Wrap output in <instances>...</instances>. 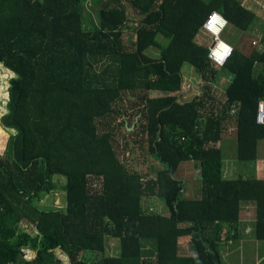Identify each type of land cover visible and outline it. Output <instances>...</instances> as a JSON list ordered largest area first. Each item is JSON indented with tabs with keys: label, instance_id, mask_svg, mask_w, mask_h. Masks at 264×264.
Here are the masks:
<instances>
[{
	"label": "trees",
	"instance_id": "1",
	"mask_svg": "<svg viewBox=\"0 0 264 264\" xmlns=\"http://www.w3.org/2000/svg\"><path fill=\"white\" fill-rule=\"evenodd\" d=\"M242 1L93 0L92 25L86 0H0V72L8 81L0 109L9 107L0 122L13 132L0 154V264H224L221 247L239 238L244 202H253L255 238L264 241V179L224 178L217 147L224 124L234 122L237 158L256 159L264 50H234L218 69L197 42L214 10L264 38ZM184 65L205 82L190 102L174 95ZM220 70L233 76L223 102L211 95ZM134 148L154 167L127 166L121 154L130 162ZM191 159L200 166L199 197L184 196L175 177ZM55 176L66 179V206L47 209L40 204L59 189ZM148 196L168 215L147 211ZM185 236L190 256L179 253Z\"/></svg>",
	"mask_w": 264,
	"mask_h": 264
},
{
	"label": "crops",
	"instance_id": "2",
	"mask_svg": "<svg viewBox=\"0 0 264 264\" xmlns=\"http://www.w3.org/2000/svg\"><path fill=\"white\" fill-rule=\"evenodd\" d=\"M90 6L93 5V0H86ZM205 2H210L211 0H204ZM243 5L248 10L252 11L260 20H262L264 24V0H243ZM97 6V5H96ZM99 7V6H97ZM218 11V10H217ZM261 22V23H262ZM231 27L234 32L238 33V29L233 25L229 24L228 27ZM227 27V28H228ZM226 28V29H227ZM264 28V25L261 27ZM226 31V30H225ZM240 32V30H239ZM204 31L201 30L198 37L197 42L200 44H204L205 46L210 47V39L207 40L206 36H204ZM225 33V32H224ZM223 33V34H224ZM243 34L241 39L245 43H249V40H246V33L240 32ZM224 39V38H223ZM226 40V39H225ZM233 47L234 50H237L242 55L248 57L254 50L257 52H262L264 50V38L263 34L258 33L256 36L252 38L250 41L251 49L245 51L240 49V44L232 43L231 41L226 40ZM234 42V41H233ZM241 48H243L241 46ZM155 50V49H154ZM159 56V52L157 50L154 51L150 57L157 58ZM191 66V65H190ZM190 69L187 65H184L181 71V88L174 95L177 97L179 102H190L197 97H201L204 93L205 87L200 88V83L203 82L201 76L196 72L195 68L191 66ZM198 77H197V76ZM13 76V75H12ZM11 76V77H12ZM15 76V75H14ZM9 77V86L10 79ZM232 75L226 73V71H221L218 75V79L215 83L211 84V95L218 102H223L225 97V91L227 86L230 84L232 80ZM197 79V80H196ZM216 83L220 84L221 93H219V87ZM9 86L8 88L9 91ZM151 95L159 96L162 95L160 92H151ZM6 107H8V101H6ZM9 111V107H8ZM6 111V113H8ZM5 113V114H6ZM4 114V115H5ZM3 115V116H4ZM2 116H0L1 119ZM1 123V122H0ZM1 129L4 131V135L0 137L6 138L5 142L2 143L1 149H5L6 142H8L10 136L6 134V131L10 129L4 128L2 124H0ZM131 128L130 130H132ZM236 125L234 122H229L224 124V129L221 135V140L217 143V147L221 150L222 153V175L224 178H235L236 176H254L257 179H264V140H260L257 143L256 147V159L253 162H245L237 158V142H236ZM13 134V132H11ZM11 134V135H12ZM4 143V144H3ZM2 152H0L1 154ZM152 176V174H150ZM175 177L182 181L183 183V195L186 197H199L201 196V175H200V166L198 162L194 159L182 161L176 171ZM154 202V206L150 205L151 210L156 209L163 215H168V212L164 209L163 202L154 196H148ZM255 206L253 202H244L241 206L239 212V222H238V239H229L225 243H223L221 247V257L223 258L224 264H264V241H258L255 238ZM116 249V245L112 247L114 251ZM117 250V249H116ZM179 253L183 256H190L193 254L191 249V237L185 236L179 239Z\"/></svg>",
	"mask_w": 264,
	"mask_h": 264
},
{
	"label": "rangeland",
	"instance_id": "3",
	"mask_svg": "<svg viewBox=\"0 0 264 264\" xmlns=\"http://www.w3.org/2000/svg\"><path fill=\"white\" fill-rule=\"evenodd\" d=\"M85 15L86 17L88 18V22L92 25H95L97 24V9H99V7H97L96 5H91L86 1L85 2ZM262 22V20H261ZM260 22V23H261ZM263 22L259 25V29L263 26ZM262 30H264V28H261ZM235 31V30H234ZM233 29L229 26L225 33L222 35V37L228 41H231L232 40V43H235L236 45L237 44H240V49L247 51L249 50L248 48L250 47L251 49V45H250V41L252 40V38L254 36H256L258 33H261L263 34V32L261 31H257V32H254V34H248L246 33V40H249V43H245L243 41V39H241V36H243L242 33L239 32L238 30V33L237 32H234ZM203 34V33H202ZM204 36H206V39L209 40L210 39V36L204 32L203 34ZM131 30H128L124 33V37H125V40L126 42L131 38ZM234 41V42H233ZM210 42H211V39H210ZM241 46L243 48H241ZM154 49H150L146 52L147 55L151 56L152 54H154ZM188 68L192 69L190 65H187ZM193 70V69H192ZM197 76V75H196ZM12 77H15L14 75ZM11 77V78H12ZM198 77V76H197ZM197 80V79H196ZM6 84H8V81H6V79L4 78V76L1 75V72H0V91L4 90L5 89V86ZM216 85L219 87V93L222 94L221 91V88L222 86H220V84L216 83ZM1 124V123H0ZM1 126V125H0ZM6 134H8L9 136H11V132H8L6 131ZM123 136L121 135V138ZM6 138L8 137H5L4 139L1 138L0 141L1 142H5ZM4 144V143H3ZM2 147V146H1ZM0 147V152H4L3 149H1ZM1 153V154H2ZM121 158L123 159L124 162H126V165L127 166H130V168L132 166H135L136 165V169H140L142 171H145V170H149L151 169V167L155 165L156 163V160L153 158V157H150L148 154H142V152L140 150H138L137 148H134V150L132 151V155H131V160L130 162L127 161L125 158H124V155L123 153L121 154ZM134 168V167H133ZM55 182L57 183V185L59 186V189L53 191L51 194H49L47 197H45V199L41 202V206L44 207V208H47V209H51V208H64L66 206V193L65 191L62 189L63 186L65 185L66 183V179L62 176H55ZM91 185V184H90ZM144 207L147 209L148 211V208L150 207V205H153L154 206V202L150 199V198H145L144 199ZM164 209L166 210V208L164 207ZM153 210H155L153 208ZM150 212V211H149ZM25 228H27V230H31L32 228L29 227L28 225H24ZM116 240H112V245H116ZM34 256V253L33 252H29L28 251V255L26 258H31Z\"/></svg>",
	"mask_w": 264,
	"mask_h": 264
},
{
	"label": "built area",
	"instance_id": "4",
	"mask_svg": "<svg viewBox=\"0 0 264 264\" xmlns=\"http://www.w3.org/2000/svg\"><path fill=\"white\" fill-rule=\"evenodd\" d=\"M228 25V19L221 12L214 10L208 15L202 28L211 39L209 60L218 69L224 67L234 53V47L222 37ZM199 85L202 89L205 82L203 81ZM235 111L236 106H233L230 113L235 114ZM204 113L205 110L202 111V114ZM256 122L259 125H264V99H260L257 103Z\"/></svg>",
	"mask_w": 264,
	"mask_h": 264
},
{
	"label": "clouds",
	"instance_id": "5",
	"mask_svg": "<svg viewBox=\"0 0 264 264\" xmlns=\"http://www.w3.org/2000/svg\"><path fill=\"white\" fill-rule=\"evenodd\" d=\"M3 66L0 65V68H2ZM12 75H15V74H12ZM5 114V111L3 109H0V116H3Z\"/></svg>",
	"mask_w": 264,
	"mask_h": 264
},
{
	"label": "water",
	"instance_id": "6",
	"mask_svg": "<svg viewBox=\"0 0 264 264\" xmlns=\"http://www.w3.org/2000/svg\"><path fill=\"white\" fill-rule=\"evenodd\" d=\"M133 127H134V125H133ZM131 129V128H130Z\"/></svg>",
	"mask_w": 264,
	"mask_h": 264
}]
</instances>
